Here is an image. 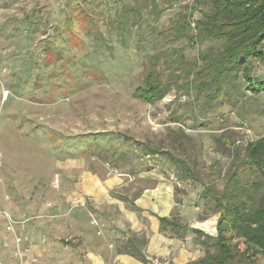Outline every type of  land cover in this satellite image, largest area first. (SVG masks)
Returning <instances> with one entry per match:
<instances>
[{
    "label": "rangeland",
    "instance_id": "374dc122",
    "mask_svg": "<svg viewBox=\"0 0 264 264\" xmlns=\"http://www.w3.org/2000/svg\"><path fill=\"white\" fill-rule=\"evenodd\" d=\"M191 2L0 0V264H90L72 220H83L84 211L107 246L104 264H117L127 240L146 234L131 232L114 202L161 182L185 206L182 222L216 235L214 203L198 196L203 184L221 190L234 155L264 135V95H251L238 79L229 96L211 100L186 90V78L170 76L179 74L163 64L172 49L192 67L216 47L170 41L171 24ZM160 53L170 90L150 105L133 91ZM263 73L264 63L254 62L253 76ZM189 235L197 259L204 249ZM234 243L233 264H264L243 240Z\"/></svg>",
    "mask_w": 264,
    "mask_h": 264
},
{
    "label": "trees",
    "instance_id": "16d2710c",
    "mask_svg": "<svg viewBox=\"0 0 264 264\" xmlns=\"http://www.w3.org/2000/svg\"><path fill=\"white\" fill-rule=\"evenodd\" d=\"M191 1L189 9L187 7L186 12L180 14L179 21L171 24L170 41L185 39L189 46H193L199 40H209L215 42L216 47L199 54L192 67L187 66L180 51L172 49L163 64L179 70V74L172 70L170 76L186 78V90L195 87L199 93L207 92L206 97L211 100L229 96L226 89L233 90L238 79L251 95H264V79L258 80L253 76L254 62L264 63V0ZM194 13H197L195 18ZM190 29L192 34L187 32ZM161 54L150 58L151 65L145 68L142 85L133 91L136 98L150 105L170 90L168 83L161 79ZM153 152L158 153L156 150ZM167 157L181 166V172L189 175L192 181L202 182L182 162L169 155ZM198 198L202 201L210 198L214 203L213 212L218 214L214 237L189 228L176 213L169 217H156L160 232L170 231L178 239L191 232L203 247L201 257L185 264H233L239 254L235 239L243 240L246 249L253 248V254L264 256V135L248 141L241 157L234 155L221 190L203 184ZM145 244L146 240L133 237L118 253L146 263L142 252Z\"/></svg>",
    "mask_w": 264,
    "mask_h": 264
},
{
    "label": "crops",
    "instance_id": "0c3cea01",
    "mask_svg": "<svg viewBox=\"0 0 264 264\" xmlns=\"http://www.w3.org/2000/svg\"><path fill=\"white\" fill-rule=\"evenodd\" d=\"M262 79H264V73L258 78V80ZM113 184L114 180L112 179L109 182H105L106 187ZM125 202L129 203L130 207L125 208ZM100 203H104V201L102 200ZM114 203L118 211L123 215V220L127 223L131 232L136 235L146 234V244L142 252L147 262L142 263L130 255L116 252L115 261L117 264H153L154 259L168 261L172 264H185L196 259L189 251L190 248L188 246V241L192 239V236L189 235L191 233L185 235L183 239H178L159 231L156 217H169L176 212L182 219L184 215L185 206L174 199L173 186L171 184L157 183L153 187H145L132 199L123 197ZM178 206H180L179 210ZM56 211L58 209H56L54 203L50 212L54 214ZM40 214H42L41 216H46L44 211ZM101 219L104 220V224H107L106 216H101ZM72 220L75 230H78L75 235L83 242L87 260L90 261V264H104L107 246L102 243V238L95 236L94 228L91 226L86 212H83V220H78L76 216H73ZM183 223L187 224L189 228L198 229L192 225L191 221ZM43 225L44 222L40 225L41 229ZM51 229H53V226ZM112 231L113 233L116 232L115 229ZM93 239H99V242L93 243Z\"/></svg>",
    "mask_w": 264,
    "mask_h": 264
},
{
    "label": "built area",
    "instance_id": "2783aa9c",
    "mask_svg": "<svg viewBox=\"0 0 264 264\" xmlns=\"http://www.w3.org/2000/svg\"><path fill=\"white\" fill-rule=\"evenodd\" d=\"M153 264H169V262L168 261H160V260L154 259L153 260Z\"/></svg>",
    "mask_w": 264,
    "mask_h": 264
}]
</instances>
